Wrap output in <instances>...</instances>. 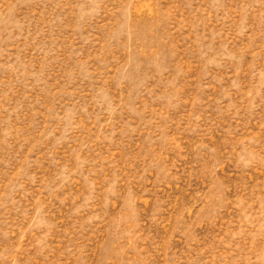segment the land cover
Returning a JSON list of instances; mask_svg holds the SVG:
<instances>
[{
  "label": "rangeland",
  "instance_id": "obj_1",
  "mask_svg": "<svg viewBox=\"0 0 264 264\" xmlns=\"http://www.w3.org/2000/svg\"><path fill=\"white\" fill-rule=\"evenodd\" d=\"M0 264H264V0H0Z\"/></svg>",
  "mask_w": 264,
  "mask_h": 264
}]
</instances>
